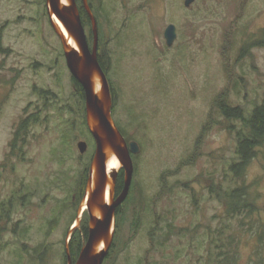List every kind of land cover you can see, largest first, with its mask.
<instances>
[{"label": "rangeland", "instance_id": "obj_1", "mask_svg": "<svg viewBox=\"0 0 264 264\" xmlns=\"http://www.w3.org/2000/svg\"><path fill=\"white\" fill-rule=\"evenodd\" d=\"M185 1L96 3L114 119L141 148L104 264H219L222 251L230 263L264 264V146L245 179L258 210L227 216L216 190L242 183L229 170L242 124L227 129L215 105L227 92L249 113L264 99V47L241 57L245 40L264 30V0ZM72 78L46 0H0V264H64L73 202L96 149Z\"/></svg>", "mask_w": 264, "mask_h": 264}, {"label": "water", "instance_id": "obj_2", "mask_svg": "<svg viewBox=\"0 0 264 264\" xmlns=\"http://www.w3.org/2000/svg\"><path fill=\"white\" fill-rule=\"evenodd\" d=\"M194 1L186 0L185 5L189 7ZM82 2L91 19L92 46L77 0H46L47 13L51 25L63 43L68 68L85 91L87 125L96 143L85 195L76 220L70 228L66 252L68 264H104L114 242L118 208L127 200L132 187L135 173L133 156L138 154L141 148L137 141L127 140L114 119L110 81L99 61V23L89 1ZM64 29L74 43L70 42ZM164 36L167 45L174 44L178 36L174 23L165 28ZM88 147L87 141H79L78 148L81 153H85ZM112 158H116L120 166L109 170ZM121 170L124 171V186L118 193L117 179ZM85 211H88L90 217L89 235L77 261L73 263L70 240L75 229L80 226Z\"/></svg>", "mask_w": 264, "mask_h": 264}, {"label": "trees", "instance_id": "obj_3", "mask_svg": "<svg viewBox=\"0 0 264 264\" xmlns=\"http://www.w3.org/2000/svg\"><path fill=\"white\" fill-rule=\"evenodd\" d=\"M89 5L91 6L97 20L99 23V31H100V41H99V61L104 68V70L108 74V66H107V58L105 53V47L103 45L104 41V35H103V29L102 25L100 23L99 13L97 11L96 3H98V6L104 5V0H88ZM81 18L83 21V24L86 28L88 33V40L90 43V46L93 44V33L91 31V19L89 17V14L85 7L83 6L82 0H77ZM258 47H264V30L262 31V34L258 38H252L249 37L245 40L241 51L243 54H241V57L244 56V53L250 54L252 49L258 48ZM112 94H113V116L115 113L116 108V97L117 92L110 80V77L108 75ZM73 79L74 87L76 89L77 96L79 98L80 102V116L82 120L83 128L86 129L85 131L91 135L87 120H86V103H85V91L83 89V86L78 82L76 79ZM227 95H225V92L220 96L218 101L216 102V108H218V111L224 116L225 120L229 123L227 126V129L232 130L235 126L233 124L234 121H240L242 124V128L238 129L236 131V137H237V146H236V159L234 162L230 164L229 170L233 174L235 179L240 180L242 183L237 185L234 188H221L219 187L216 192L218 195V198H220L221 201L225 204V210L227 213V216L229 217H240V218H252V216L255 214L254 212L257 211V199L253 196L251 192L252 186L248 185L245 181L246 179V172L251 164V162L257 157L258 155V149L262 146H264V99L262 103L257 104L249 113L246 110L245 106L237 105L233 106L230 102V96L229 93L226 92ZM27 126V120L24 121V123H21L17 133L15 135V139L11 142L12 151H14L15 148H17V139L20 132L24 129H26ZM119 126V125H118ZM120 130L122 133L126 135V132L122 127H120ZM127 140H130L128 136L126 137ZM93 155L91 156L90 162L87 164V166L84 169V174L82 177V180L80 181V184L78 185L77 189V198L73 204L75 205V209H79V206L82 202V199L85 195L86 190V184L89 176V170H90V164L92 161ZM124 186V171L121 170L117 179V192L120 193ZM131 197L128 196L127 200L123 203L122 206L118 208L117 216L119 218V221L121 220L122 216V208L124 204L128 201H130ZM86 212V211H85ZM121 222H118L120 224ZM241 225L246 226L250 225V229H252V223H248L245 221L240 222ZM251 234L254 236L255 234H260L259 241L261 240L262 236L260 231H253ZM89 235V223L85 220L81 222V227L76 228L73 237L70 240V253L72 256V261L75 263L79 257L80 251L82 246L84 245L85 241L87 240ZM256 236V235H255ZM114 244V243H113ZM114 245H112L111 251L113 250ZM109 253V255H110ZM109 255L106 259H108ZM219 260V264H234L230 263L229 254L228 251H222L217 254ZM64 264H68V256L65 248L64 253Z\"/></svg>", "mask_w": 264, "mask_h": 264}, {"label": "bare ground", "instance_id": "obj_4", "mask_svg": "<svg viewBox=\"0 0 264 264\" xmlns=\"http://www.w3.org/2000/svg\"><path fill=\"white\" fill-rule=\"evenodd\" d=\"M54 18H55V15H54ZM57 21V19H56ZM59 22V21H58ZM60 23V22H59ZM61 25V23H60ZM63 27V26H62ZM64 32L66 33V36L68 37V39H70V42L74 43L73 39L71 38V36L65 31L64 29ZM120 166V162L116 159V158H112L109 162V170H111L112 168H115V167H119ZM107 200L109 201V192H107Z\"/></svg>", "mask_w": 264, "mask_h": 264}, {"label": "flooded vegetation", "instance_id": "obj_5", "mask_svg": "<svg viewBox=\"0 0 264 264\" xmlns=\"http://www.w3.org/2000/svg\"><path fill=\"white\" fill-rule=\"evenodd\" d=\"M256 236H259L260 234H255Z\"/></svg>", "mask_w": 264, "mask_h": 264}]
</instances>
